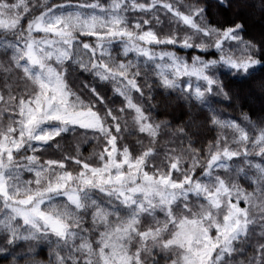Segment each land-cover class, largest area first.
I'll use <instances>...</instances> for the list:
<instances>
[{
    "label": "snow or ice",
    "instance_id": "snow-or-ice-1",
    "mask_svg": "<svg viewBox=\"0 0 264 264\" xmlns=\"http://www.w3.org/2000/svg\"><path fill=\"white\" fill-rule=\"evenodd\" d=\"M0 264H264V0H0Z\"/></svg>",
    "mask_w": 264,
    "mask_h": 264
}]
</instances>
